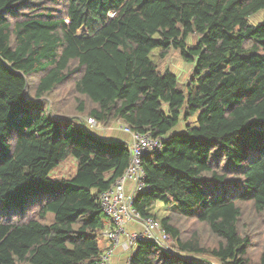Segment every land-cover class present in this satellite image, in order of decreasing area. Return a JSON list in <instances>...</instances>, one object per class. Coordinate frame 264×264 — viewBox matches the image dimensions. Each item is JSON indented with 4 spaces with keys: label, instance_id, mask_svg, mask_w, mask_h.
Masks as SVG:
<instances>
[{
    "label": "trees",
    "instance_id": "trees-1",
    "mask_svg": "<svg viewBox=\"0 0 264 264\" xmlns=\"http://www.w3.org/2000/svg\"><path fill=\"white\" fill-rule=\"evenodd\" d=\"M155 49L195 62L187 92ZM86 117L168 136L134 207L175 206L160 224L185 256L140 243L131 264H264V0H0V264H97L130 148Z\"/></svg>",
    "mask_w": 264,
    "mask_h": 264
},
{
    "label": "built area",
    "instance_id": "built-area-1",
    "mask_svg": "<svg viewBox=\"0 0 264 264\" xmlns=\"http://www.w3.org/2000/svg\"><path fill=\"white\" fill-rule=\"evenodd\" d=\"M57 117V116H54ZM92 130H103L104 127L91 117H87L84 126ZM130 136V162L124 173L99 196L100 207L106 219L102 238L106 242L97 264H114L115 251L122 246L125 254L124 264H131L134 250L140 243L157 246L169 255H180L170 234L152 216H143L134 207L138 196L152 192L147 182L142 161L162 152L168 136L153 138L150 134L131 131L121 124L119 127ZM133 225L139 229L131 228Z\"/></svg>",
    "mask_w": 264,
    "mask_h": 264
},
{
    "label": "rangeland",
    "instance_id": "rangeland-1",
    "mask_svg": "<svg viewBox=\"0 0 264 264\" xmlns=\"http://www.w3.org/2000/svg\"><path fill=\"white\" fill-rule=\"evenodd\" d=\"M249 22L251 24L254 25H258L260 23L263 22V13L262 12H258L255 15H253L251 18H249ZM79 33H82V31H80ZM187 44L189 46H194L195 45V39L193 36H189L187 38ZM150 60L158 66V70L161 73H164L165 71H171L172 73H174L179 80V83L181 85H184V89L187 92L188 88L187 85L189 83V80L192 76V72L194 70L195 67V62H186L184 61L179 53L174 50L171 49V51L169 52V54L167 55V57L163 60L160 61L159 59V51L158 50H153L150 55H149ZM87 118V117H86ZM85 118V119H86ZM197 119H198V114L190 117L188 123L190 124L191 127H197ZM180 128V129H179ZM185 129L184 123L181 122L174 130L173 132L175 133H182ZM101 139H103V136L101 137ZM152 156H149V158H151ZM76 172V162L75 159L73 157H70L66 160H64L63 162H61L60 165H58L57 167H55L49 177L52 180H60V179H70L71 177L74 176ZM41 198V197H39ZM49 198V195H45V199L44 201H46ZM0 206H3V204H0ZM178 212V209L173 206V205H165L162 204L160 202H157L156 204H154L152 207H150L149 209V213L154 215L157 218V221L159 223H162V220L166 217H168L170 212ZM54 215L53 214H48L46 221H45V225L50 226L54 223ZM103 238H99V244L100 247L103 248ZM136 249L134 250L135 253Z\"/></svg>",
    "mask_w": 264,
    "mask_h": 264
},
{
    "label": "crops",
    "instance_id": "crops-1",
    "mask_svg": "<svg viewBox=\"0 0 264 264\" xmlns=\"http://www.w3.org/2000/svg\"><path fill=\"white\" fill-rule=\"evenodd\" d=\"M121 123L120 122H113L110 124L109 127L104 128L103 130H94L96 131L97 136L102 137L105 140L108 141H115V142H130V136L123 132L119 127H120ZM180 129V128H179ZM131 228L135 229H139L138 226H134L131 225ZM103 240V248L105 247L106 242ZM124 259H125V254H124V250L123 247L120 246L116 249L115 251V258L113 260L114 264H124Z\"/></svg>",
    "mask_w": 264,
    "mask_h": 264
}]
</instances>
